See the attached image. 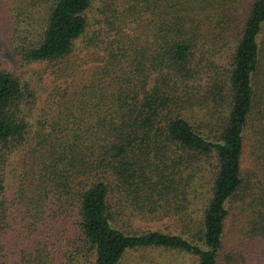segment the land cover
Masks as SVG:
<instances>
[{
  "label": "trees",
  "instance_id": "trees-1",
  "mask_svg": "<svg viewBox=\"0 0 264 264\" xmlns=\"http://www.w3.org/2000/svg\"><path fill=\"white\" fill-rule=\"evenodd\" d=\"M99 1L0 0V264H263L264 0Z\"/></svg>",
  "mask_w": 264,
  "mask_h": 264
},
{
  "label": "rangeland",
  "instance_id": "rangeland-1",
  "mask_svg": "<svg viewBox=\"0 0 264 264\" xmlns=\"http://www.w3.org/2000/svg\"><path fill=\"white\" fill-rule=\"evenodd\" d=\"M97 4H100L99 0H97ZM7 58L9 60L14 61L17 71H19L21 75L25 76L33 83L36 90H38V94L40 97H44L46 93V90H44V87L48 81L47 72H46L44 63H30L25 66H19L18 63L15 62V59L13 57L11 58L7 57ZM146 224L157 226L161 224V221L146 222Z\"/></svg>",
  "mask_w": 264,
  "mask_h": 264
}]
</instances>
